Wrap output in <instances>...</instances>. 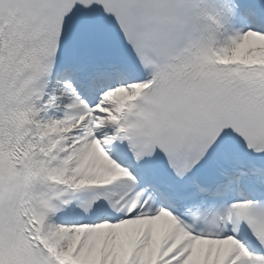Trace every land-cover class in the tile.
Listing matches in <instances>:
<instances>
[{"label": "snow or ice", "instance_id": "1", "mask_svg": "<svg viewBox=\"0 0 264 264\" xmlns=\"http://www.w3.org/2000/svg\"><path fill=\"white\" fill-rule=\"evenodd\" d=\"M0 264H264V0H0Z\"/></svg>", "mask_w": 264, "mask_h": 264}]
</instances>
